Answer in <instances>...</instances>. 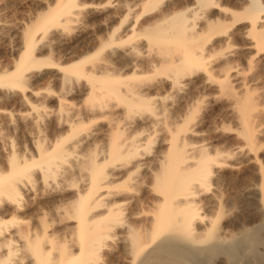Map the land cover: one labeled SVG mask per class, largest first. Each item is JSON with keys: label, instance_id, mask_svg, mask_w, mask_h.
Returning <instances> with one entry per match:
<instances>
[{"label": "bare ground", "instance_id": "bare-ground-1", "mask_svg": "<svg viewBox=\"0 0 264 264\" xmlns=\"http://www.w3.org/2000/svg\"><path fill=\"white\" fill-rule=\"evenodd\" d=\"M62 1L35 17L21 34L16 62L0 69L4 105L23 100L25 73L41 68L35 51L49 31L71 27L81 5ZM239 1L238 12L225 9L222 0L114 1L118 15L105 16L107 35L94 53L60 73V93L86 92L84 104L74 109L60 102L50 114L59 130L53 140L29 134L23 155L13 145L5 154L0 264H264V243L258 250L264 175L257 165L251 88L237 68L215 65L204 48L226 27L214 16L228 12L233 23L248 25L249 49L264 51V1ZM136 37L144 40L134 44ZM234 86L245 88L243 96ZM209 88L212 95H199ZM224 96L238 141L227 154L208 147L195 122L201 104ZM1 105L0 117L11 126L14 115ZM42 118L37 114L28 123L40 130ZM155 142L163 151L147 160ZM237 161L256 168L260 183L247 201L260 223L227 234L220 223L228 209L215 189L219 173L235 169Z\"/></svg>", "mask_w": 264, "mask_h": 264}, {"label": "rangeland", "instance_id": "rangeland-1", "mask_svg": "<svg viewBox=\"0 0 264 264\" xmlns=\"http://www.w3.org/2000/svg\"><path fill=\"white\" fill-rule=\"evenodd\" d=\"M57 1L58 0H0V29L2 30L0 38L1 70L11 66L18 59L19 54L22 52L21 34L24 32L25 28L28 27L41 12H46L48 7H54ZM76 1H78V5L80 4L81 6L79 5L80 7L76 9V12H78V10L79 12L76 16H73V22L69 25L71 27L68 26V30L64 32L61 31L60 28H55L53 29L54 31L50 30V34H47L43 42L38 44L35 57L41 63V68L37 70L33 69V71L30 70L25 73L27 85L24 89V93H22L23 100L21 102H19V100H12L6 105H4V102H0V104L2 103V107L4 105L6 110L14 115L11 120V126H9L10 121L4 117H0V135H2L3 139L0 141V168L2 169H6L5 154L8 153L11 145H13V148L19 155H23L24 150L30 148L29 134H32L34 137L38 135V137L46 143H49L56 137L59 130H57L55 125L53 115L50 114H55L58 111L60 102L74 109L84 104L86 92L74 88L71 94H67V91L60 93V73L63 69L78 64L79 58L83 57L85 53H94V49L98 46V40L104 39L107 35L105 28L110 21H108L105 16L107 14L112 15V17L118 15V10L112 8L114 1L115 3L122 4L124 2L134 3L140 0ZM170 1L171 0H164V3H169ZM62 2L61 0V3ZM221 4L225 9H229V11L238 12L240 11L239 8L241 9V5L238 6L240 4L239 0H222ZM216 12L217 11H212L213 15L216 14ZM226 14H228V12L214 16V18L220 17V21L223 19L221 22H224L223 24L226 27L223 28L224 32L207 40L204 48L214 56L212 60L216 61L215 65L228 63L237 68V70H239L238 72H240L239 77L246 80L248 91L250 88L252 89H250L249 93L253 100L254 109L250 112L252 113L250 114V118L252 119L251 122H254L252 124L256 128L254 129L257 133L255 140L259 152H257V165L261 167L264 175V51L257 53V50L249 49V45L252 41L249 38L245 39L244 36L248 31V25L244 23L240 25L237 23L235 24L232 22L230 15ZM143 40L144 39L141 37H136L134 40L136 42L134 43L133 41V43L139 44ZM251 59H253V62ZM12 72L13 70L9 71V73ZM234 89V91L237 92L236 94L241 93V96H243L245 88L243 89V87H240L237 89L235 87ZM199 95L209 97L212 95V91L210 88L204 89L199 92ZM241 96L238 95V97ZM224 97H222V100L218 99L215 102L208 101L210 104L204 103V106L201 104L202 111H199H201L200 113L202 114H198L201 115L199 117L197 115L195 122H197V124L199 123L197 128L200 133L205 136V144L208 145V147L221 150L224 154H227L238 146V141L234 139L233 135L236 129L234 119L230 113L224 109L226 108L225 104L227 102V97ZM203 109L206 110L204 111ZM43 112L47 114H43ZM37 114L43 116L41 122L42 127L40 126L39 128L43 131L40 134H37L40 130H36L28 123L32 122ZM103 123H99L102 127L98 124L96 126L105 130L106 125ZM28 126L31 127L29 128ZM92 126L89 125L87 127L90 130L96 128V126L93 128ZM32 128L33 133H36L34 132L35 130L38 131L36 135L32 132L30 133ZM162 151V146L155 142L151 146V149L145 152V157L147 160H151L157 153H161ZM237 162L239 163H237L235 169H225L219 173L215 189V195H217V197L219 196L218 200L222 203V208H224L223 211L228 209L227 213L226 211L224 212V218H222L220 223V225H222V231L227 234H237L243 227L251 229L258 226L260 223L258 213H255L252 209V211H250L247 201V199L251 197L253 186L260 183L256 175V168L253 167L254 165L247 166L242 161ZM45 197H47V195L37 198L39 206L43 204ZM201 211L208 217H213V213L215 212L205 208ZM259 239H261L259 242L262 244L258 243V245L256 243V246L258 245V250L262 252L264 232H261V235L259 234Z\"/></svg>", "mask_w": 264, "mask_h": 264}]
</instances>
